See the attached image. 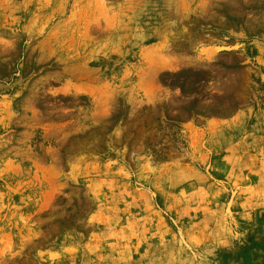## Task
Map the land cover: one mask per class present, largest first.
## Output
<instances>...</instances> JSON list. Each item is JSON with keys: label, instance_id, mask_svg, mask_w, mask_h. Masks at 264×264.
Instances as JSON below:
<instances>
[{"label": "rangeland", "instance_id": "obj_1", "mask_svg": "<svg viewBox=\"0 0 264 264\" xmlns=\"http://www.w3.org/2000/svg\"><path fill=\"white\" fill-rule=\"evenodd\" d=\"M0 264H264V0H0Z\"/></svg>", "mask_w": 264, "mask_h": 264}, {"label": "bare ground", "instance_id": "obj_2", "mask_svg": "<svg viewBox=\"0 0 264 264\" xmlns=\"http://www.w3.org/2000/svg\"><path fill=\"white\" fill-rule=\"evenodd\" d=\"M133 2V1H132ZM135 2V1H134ZM139 6V5H138ZM140 7H141V5H140ZM137 9V8H136ZM117 14V13H116ZM121 24V23H120ZM120 24H119V22L117 21H114V19H110V18H106L105 19V24L104 25H101V23L99 22V21H97L93 26H94V29L93 30H95L96 31V33H101V32H103L104 33V31L105 30H108V29H112V31L115 33V34H119V30H120ZM92 26V27H93ZM125 26V25H124ZM122 28V27H121ZM109 31V30H108ZM102 34V33H101ZM115 36V35H114ZM87 37V36H86ZM119 37V36H118ZM155 37V35L154 34H152V35H149V36H147L146 37V39H148V40H152V38H154ZM121 38V37H120ZM156 39H157V37H156ZM215 51V50H214ZM208 53V52H207ZM208 55V54H207ZM97 60V59H96ZM88 68H89V66H88ZM90 69V68H89ZM91 72H92V68H91V70H90ZM90 72V73H91ZM91 75H92V73H91ZM89 76V75H88ZM90 77V76H89ZM88 77V78H89ZM90 79V78H89Z\"/></svg>", "mask_w": 264, "mask_h": 264}]
</instances>
